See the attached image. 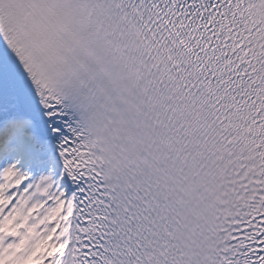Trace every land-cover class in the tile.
I'll list each match as a JSON object with an SVG mask.
<instances>
[{"label":"snow or ice","instance_id":"6c2138e0","mask_svg":"<svg viewBox=\"0 0 264 264\" xmlns=\"http://www.w3.org/2000/svg\"><path fill=\"white\" fill-rule=\"evenodd\" d=\"M0 264H264V0H0Z\"/></svg>","mask_w":264,"mask_h":264}]
</instances>
